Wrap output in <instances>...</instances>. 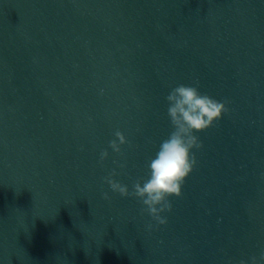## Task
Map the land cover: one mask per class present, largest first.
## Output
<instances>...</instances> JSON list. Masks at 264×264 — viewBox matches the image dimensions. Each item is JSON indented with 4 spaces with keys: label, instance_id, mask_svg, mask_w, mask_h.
<instances>
[{
    "label": "water",
    "instance_id": "1",
    "mask_svg": "<svg viewBox=\"0 0 264 264\" xmlns=\"http://www.w3.org/2000/svg\"><path fill=\"white\" fill-rule=\"evenodd\" d=\"M180 84L229 111L197 133L198 164L159 225L104 177L115 170L130 192L148 178ZM262 252L264 0H0V264H252Z\"/></svg>",
    "mask_w": 264,
    "mask_h": 264
},
{
    "label": "clouds",
    "instance_id": "2",
    "mask_svg": "<svg viewBox=\"0 0 264 264\" xmlns=\"http://www.w3.org/2000/svg\"><path fill=\"white\" fill-rule=\"evenodd\" d=\"M168 101L167 115L172 125V131L164 139L156 155L151 159L147 179L137 180L133 191L117 181L114 177L118 173L113 170L104 177L111 190L123 197L133 196L146 206L143 210L151 215L159 225L167 224V219L162 216L164 212L172 210L169 198L180 197L182 187L187 178L198 164L194 149L203 145L197 133L203 132L214 126L223 115L229 111L228 101L221 102L210 95L202 94L197 86L180 84L173 88L166 97ZM116 139L110 141V148L118 154L122 153V145L129 141L121 131L115 132ZM109 157L107 150L101 153V163ZM106 200L111 199L104 193ZM151 227V225L149 226ZM264 260V252L259 260L252 257V264H260ZM240 264H247L241 261Z\"/></svg>",
    "mask_w": 264,
    "mask_h": 264
}]
</instances>
